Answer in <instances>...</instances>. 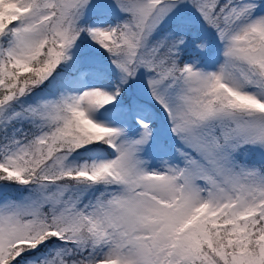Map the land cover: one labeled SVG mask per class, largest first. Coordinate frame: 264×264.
<instances>
[{"label": "snow or ice", "instance_id": "obj_1", "mask_svg": "<svg viewBox=\"0 0 264 264\" xmlns=\"http://www.w3.org/2000/svg\"><path fill=\"white\" fill-rule=\"evenodd\" d=\"M0 264H264V0H0Z\"/></svg>", "mask_w": 264, "mask_h": 264}]
</instances>
